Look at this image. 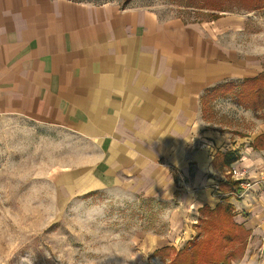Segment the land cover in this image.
Wrapping results in <instances>:
<instances>
[{"label": "crops", "instance_id": "0c3cea01", "mask_svg": "<svg viewBox=\"0 0 264 264\" xmlns=\"http://www.w3.org/2000/svg\"><path fill=\"white\" fill-rule=\"evenodd\" d=\"M238 31L246 23L236 15L199 25L111 2L0 0V115L95 142L90 162L63 174L74 191L174 202L173 237L152 238V254L192 239L202 209L224 203L221 180L242 176L252 186L230 192L229 203L249 235L232 264H264V148L252 145L264 134V110L236 106L229 116L245 128L224 129L210 127L202 108L208 91L264 72V32L253 38L260 49L242 57ZM220 152L238 154L225 172L214 162Z\"/></svg>", "mask_w": 264, "mask_h": 264}, {"label": "rangeland", "instance_id": "374dc122", "mask_svg": "<svg viewBox=\"0 0 264 264\" xmlns=\"http://www.w3.org/2000/svg\"><path fill=\"white\" fill-rule=\"evenodd\" d=\"M78 1L147 8L162 19L199 25L214 23L218 18H212L211 8L223 5L224 10L215 11L220 17L236 15L246 23V32L238 31L233 38L242 57L248 48L260 49L262 39L253 38L264 32V8L250 10L242 0ZM229 34H222L223 44ZM239 84L226 94L214 88L202 98L210 127L245 128L244 122L229 116L239 112L237 107L246 109L238 103ZM96 146L62 126L0 115V264H166L174 255L151 252L166 236L173 237L174 202L142 199L120 189L80 193L71 188L72 179L63 174L86 166ZM201 231L197 223L192 239L169 246L177 251L190 248ZM152 238L158 244L150 245Z\"/></svg>", "mask_w": 264, "mask_h": 264}, {"label": "trees", "instance_id": "16d2710c", "mask_svg": "<svg viewBox=\"0 0 264 264\" xmlns=\"http://www.w3.org/2000/svg\"><path fill=\"white\" fill-rule=\"evenodd\" d=\"M242 1L247 2L246 6L250 10L264 8V0ZM193 5L192 2H189V6ZM223 7V5H218L211 8L214 10L211 12L213 19L220 17L219 12L215 11H222ZM233 85L227 83L215 89L217 93L226 94L234 88ZM238 87L239 104L246 109L256 111L264 109V72L256 77L245 79ZM252 145L254 148H264V134L258 136ZM237 159L236 152H220L214 162L220 172H225L231 169V164ZM220 183L226 193L223 197L224 203L219 204L215 209L208 207L202 209L203 215L198 222V225L202 227L200 239L191 242L190 248L187 246L185 249L177 251L174 246H165L155 250L153 255L161 257L174 252L166 264H232L234 260L241 259L249 234L243 226L234 221L235 207L229 203L230 192L240 190L239 180L228 178L221 180Z\"/></svg>", "mask_w": 264, "mask_h": 264}, {"label": "built area", "instance_id": "2783aa9c", "mask_svg": "<svg viewBox=\"0 0 264 264\" xmlns=\"http://www.w3.org/2000/svg\"><path fill=\"white\" fill-rule=\"evenodd\" d=\"M234 173L236 174V171H234ZM237 180L240 181L239 184H240V187H242L241 193H242V191H245V190L251 188V186H252V182H249V181L245 182L243 180L242 176H238ZM261 181H264V171L261 173Z\"/></svg>", "mask_w": 264, "mask_h": 264}]
</instances>
